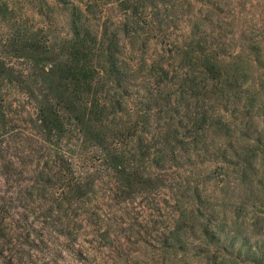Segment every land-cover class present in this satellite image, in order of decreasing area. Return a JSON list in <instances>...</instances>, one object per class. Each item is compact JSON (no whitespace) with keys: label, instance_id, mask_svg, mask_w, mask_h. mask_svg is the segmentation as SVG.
I'll return each instance as SVG.
<instances>
[{"label":"trees","instance_id":"obj_1","mask_svg":"<svg viewBox=\"0 0 264 264\" xmlns=\"http://www.w3.org/2000/svg\"><path fill=\"white\" fill-rule=\"evenodd\" d=\"M55 1L68 14L66 36L53 42L48 34H20L8 54L23 67L0 54V143L19 133L4 93L16 86L36 104V117L28 121L43 142L36 158L24 160H45L37 183L43 190L58 189L56 203L86 204L96 182L106 178L119 204L166 188L191 194L200 205L199 185L176 175L195 160L220 161L250 185L238 212L262 202L264 178H255L252 160H264V101L251 109L248 99L264 95V30H243L245 50L235 52L228 42L234 36L223 24L226 14L221 16L222 6L232 2L180 0L188 6L182 11L177 0ZM193 1L207 7L206 13L195 14ZM111 9L122 17L109 14ZM181 21L188 33L175 35ZM151 41L168 45L164 55L150 56ZM220 109L243 119L234 125ZM13 202L0 205L2 219L10 216ZM183 217L193 223L172 230L169 248L184 250L191 229L207 247L226 253L221 264H228L227 255L238 258L235 253L264 264V232L244 243L238 222L232 236H225L226 223L204 219L199 210ZM256 218L261 222L264 215L256 212Z\"/></svg>","mask_w":264,"mask_h":264},{"label":"rangeland","instance_id":"obj_2","mask_svg":"<svg viewBox=\"0 0 264 264\" xmlns=\"http://www.w3.org/2000/svg\"><path fill=\"white\" fill-rule=\"evenodd\" d=\"M47 1L52 9L46 8L43 0H0V54L16 66L24 65L8 53L20 34L27 30L38 36L48 34L56 42L68 33V14L55 0ZM176 2L179 10L188 7L183 1ZM224 2H232L230 6H222L221 16L226 14L223 24L229 36H234L228 42L238 52L246 44L242 39L243 30L248 33L253 29L257 32L264 30V0ZM180 3L184 4L181 6ZM193 5L195 14L200 10L206 13L207 7L201 3L193 1ZM108 12L122 17L118 10ZM218 18L215 15L216 21ZM216 25L219 27V23ZM180 28L173 30L175 35L184 31L188 33L189 27L184 21H181ZM163 46L168 48V45L151 41L150 56L159 58L164 55ZM247 68L249 72L254 71L249 66ZM254 73L258 76L257 68ZM4 93L13 105L15 131L19 133L0 143V154L3 153L0 156V205L14 199L10 216L4 219L0 216V264H221V257L226 253L215 246L207 247L198 235L193 237L191 229L186 231L189 237L184 236L189 243L184 250L169 248L172 230L193 223L186 221L183 215L190 217L192 211L198 213V210L204 219H212L218 225L226 223L225 236H232L235 226L243 225L241 241L244 243L253 242L260 232H264V220L259 222L256 218V212L264 215V197L262 200L259 195L261 203L249 204L238 212L248 200L250 185L242 184L233 167L228 168L220 161L195 160L196 164L176 172L178 179L199 185L202 193L200 205L190 197L191 194L181 195L177 189L166 188L148 199L137 198L119 204L113 199L111 185L105 178L96 182L94 193L86 204L65 203L60 206L55 201L58 189L47 187L43 190L37 183L45 160H32L31 164L27 163L30 160H24L29 156L36 158L43 145L38 129L28 121L36 117V104L16 86H7ZM263 101L264 95L256 100L248 99L250 108ZM219 114L234 125L243 119L221 109ZM219 140L226 142L222 137ZM252 161L255 162V178H264V160ZM9 170L13 172L6 173ZM206 248L210 251L202 252ZM235 256L238 258L227 255L224 262L250 264L245 253H235Z\"/></svg>","mask_w":264,"mask_h":264}]
</instances>
